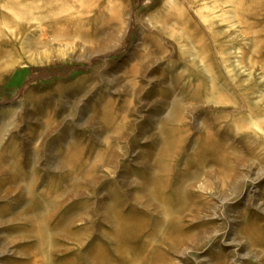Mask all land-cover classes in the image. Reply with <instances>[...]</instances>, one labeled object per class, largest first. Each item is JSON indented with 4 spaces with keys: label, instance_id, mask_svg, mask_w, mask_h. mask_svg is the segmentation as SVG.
I'll return each mask as SVG.
<instances>
[{
    "label": "rangeland",
    "instance_id": "374dc122",
    "mask_svg": "<svg viewBox=\"0 0 264 264\" xmlns=\"http://www.w3.org/2000/svg\"><path fill=\"white\" fill-rule=\"evenodd\" d=\"M0 264H264V0H0Z\"/></svg>",
    "mask_w": 264,
    "mask_h": 264
},
{
    "label": "bare ground",
    "instance_id": "6f19581e",
    "mask_svg": "<svg viewBox=\"0 0 264 264\" xmlns=\"http://www.w3.org/2000/svg\"><path fill=\"white\" fill-rule=\"evenodd\" d=\"M177 193H178V192H177ZM177 193H176V194H177ZM180 195H181V194H180ZM180 195H179V196H180ZM180 197H181V196H180ZM181 198H182V197H181ZM181 198H180V199H181ZM166 200H167V199H166ZM181 201H182V200H181ZM152 202H153V201H152ZM159 204H160V203H159ZM159 204H158V205H159ZM178 204H179V203H178ZM151 205H152V204H151ZM158 205H157V206H158ZM161 205H162V204H161ZM181 205H183V204L181 203V204H179L178 206H181ZM157 206H156V207H157ZM162 206H163V205H162ZM168 206H169V205H168ZM176 206H177V205H176ZM157 208H159V207H157ZM164 208H165V207H164ZM173 208H174V209H172V210H175V207H173ZM167 209H168V208H167ZM167 209H166V210H167ZM163 212H164V211H163ZM174 214H175V213H174ZM167 216H168V215H167ZM168 217H169V216H168ZM113 219H115V218L113 217ZM163 219H164V218H163ZM121 220H123V219H120V220H119V224H120V225H123L122 227H124V226H125V221H121ZM125 220H126V219H125ZM115 221L118 222V220H115ZM158 223H159V222H158ZM158 223H157V224H158ZM161 223H162V222H161ZM161 223H159V224L161 225ZM164 223H165V222H164ZM174 223H175V222H174ZM115 224H116V223H115ZM128 224H129V223H128ZM167 224H168V223H167ZM120 225H119L118 229H119V228H120L121 230L124 229L125 232H123V233H122V231H121V232L118 231V233H115V232H114V233L112 234V237H110V238H112L113 241L115 240L116 243H117L118 241H123L125 235H126V237H127V238H125V239H128V235H130V233H132V231H133L134 233H136L135 230H132V229L129 228V227H128L129 229L127 228V229H128V230H127L126 228H122V227H120ZM165 225H166V224H165ZM173 225H174V224H173ZM117 226H118V225H117ZM161 226H163V225H161ZM125 227H126V226H125ZM130 227H131V226H130ZM158 228H159V227H158ZM160 228H161V227H160ZM167 228H168V227H167ZM167 228H166V229H167ZM169 228H170V227H169ZM116 229H117V228H116ZM163 229H164V228H163ZM129 230H130V233H129ZM155 230H156V229H155ZM158 230H159V229H158ZM164 231H165V230H164ZM164 231H163L162 233H165ZM166 231H167V230H166ZM170 231H171V230H170ZM119 232H120V233H119ZM154 232H155V231H154ZM159 232H160V230H159ZM173 232H174V231H173ZM124 233H125V235H124ZM132 234H133V233H132ZM158 234H159V233H158ZM160 234H161V233H160ZM166 234H167V233H166ZM171 234L173 235V233H171ZM110 235H111V234H110ZM135 235H136V234H135ZM161 235H162V234H161ZM164 235H165V234H164ZM168 235H169V232H168L167 236H166V235H165V236H166V237H170V239H171V235H170V236H168ZM174 235H175V234H174ZM153 236H154V235H153ZM155 236H156V233H155ZM158 236H159V235H158ZM133 237H134V236H133ZM160 237H161V236H160ZM172 237H173V236H172ZM154 238H155V237H154ZM121 239H122V240H121ZM156 239H157V237H156ZM170 239L168 238V240H170ZM162 240H163V239H162ZM166 240H167V238H166ZM150 241H151V240H150ZM158 241H159V240H158ZM151 242H152V241H151ZM156 242H157V240H156ZM117 244H118V243H117ZM117 244H116V245H117ZM116 247H117V246H116ZM98 257H99V256H97V257L94 258L93 260L98 259Z\"/></svg>",
    "mask_w": 264,
    "mask_h": 264
}]
</instances>
